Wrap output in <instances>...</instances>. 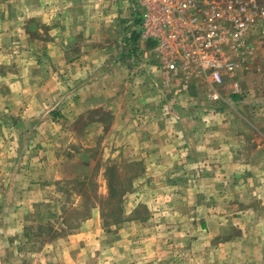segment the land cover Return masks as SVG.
I'll return each mask as SVG.
<instances>
[{
	"label": "crops",
	"instance_id": "1",
	"mask_svg": "<svg viewBox=\"0 0 264 264\" xmlns=\"http://www.w3.org/2000/svg\"><path fill=\"white\" fill-rule=\"evenodd\" d=\"M133 2L0 0V264L12 261L13 240L29 242V217L62 214L54 206L61 167L87 165L98 145L103 164L144 167L137 180L150 183L148 214L140 216L147 202L138 190L123 208L132 218L113 225L114 234L98 208L72 226L61 222L54 229L69 232L53 234L44 262L227 264L216 247L238 242L218 237L239 213L235 198H261L264 221V94L247 88L217 112L199 89L175 94L154 68L129 66L133 49L147 46ZM251 144L257 156L244 150ZM257 238L246 239V257Z\"/></svg>",
	"mask_w": 264,
	"mask_h": 264
},
{
	"label": "built area",
	"instance_id": "2",
	"mask_svg": "<svg viewBox=\"0 0 264 264\" xmlns=\"http://www.w3.org/2000/svg\"><path fill=\"white\" fill-rule=\"evenodd\" d=\"M134 2L139 38L149 45L140 50L142 62L159 72L165 83L176 85L175 94L199 89L204 100L224 102L232 98L223 93L228 86L232 95L241 92L242 73L255 57L253 38L258 33L264 40V2Z\"/></svg>",
	"mask_w": 264,
	"mask_h": 264
},
{
	"label": "rangeland",
	"instance_id": "3",
	"mask_svg": "<svg viewBox=\"0 0 264 264\" xmlns=\"http://www.w3.org/2000/svg\"><path fill=\"white\" fill-rule=\"evenodd\" d=\"M258 1L259 3L264 2V0ZM133 5L135 7L133 8L136 9L135 2H133ZM258 35L259 34L256 33L253 38L256 49L255 57L249 69H244V72L242 73L241 92L235 94L239 95V97L240 95H243L244 97L247 96L245 94L247 88L249 90L247 92L248 95L264 94V40H260ZM148 46L149 45H147V47ZM141 58L142 54L136 47L129 55V59L127 58L125 61L127 64L129 63L130 66L142 62ZM156 64H158V62H156ZM230 91L232 90H229L228 87L223 90V93L225 94V97H229L228 94H230V96H232L231 99H233L232 92ZM211 103L212 104H210L209 107L217 112H223L227 106V101ZM244 103L245 101L243 100L242 104L244 105ZM242 104L238 103L240 106ZM256 105L260 106L259 111L263 108L261 103H257ZM255 122H257V124L259 123L257 120H255ZM238 124L245 127L243 119L239 118ZM250 138H253V136H249L248 139ZM247 147L248 148L244 150L248 153L256 154L255 156L260 153V150L253 147V144L248 145ZM103 154L104 152L101 149V146L98 145L87 152V156L90 157V160H88V164L90 165H84L83 159V164L77 166L66 165L61 167L63 170L62 181L56 185L54 190L56 191V197L57 194H61L62 197L54 200V202H56L54 206L61 208L62 214L59 216L56 211H50L42 217H29V221L31 222L30 225L32 227L30 228L32 229V232H29L28 236L29 242L24 244L22 241L17 240L16 242V240H13L15 249L12 261L3 262V264H49V262L44 261H47L51 256H49V254H52L53 252V249H51L49 245L50 238L53 237L54 233L62 234L65 231L69 232V230L61 228V226L57 230H55L54 227L59 226L58 224L61 222L68 226H72L73 223H79L80 220H83L89 215L92 208H98L100 210L103 227L106 228V231L110 235L114 234L113 225L119 224L123 221L127 222V220L132 218L129 216L124 219L123 208L128 205L129 194L134 192L137 193L138 190L139 194H144V200L141 201L147 202L140 204V216H147L148 203H150V183L146 182L140 184L137 180L138 176L142 174L144 167L129 161V159H109L103 164ZM102 169L105 171L102 172ZM84 173L87 174V180L82 181L78 176ZM247 196L249 195L247 194ZM165 199V205L173 203L171 197H166ZM235 201L238 202L239 213L231 214L227 217V221L231 223V226L230 228L225 229L218 237L223 241L229 238H236L238 239V242L235 246L224 244L221 247H216V250L218 249L222 255L221 261L227 264H245L246 261H250L251 253H253V257L256 259L254 264H264V245L262 244L261 239L264 234L262 228L264 227V221L262 218L263 207L261 198H255L254 200L249 201V199H246L245 197H238V199L235 198ZM249 206H252L253 208H247ZM254 208L257 209L254 215L247 213L249 209ZM253 222L257 224L255 227H252ZM209 236L213 237L212 230L207 231V237ZM254 237H258L257 240H255L257 244L250 248L248 247V256L246 257L247 246L245 241L246 239H252ZM22 239L26 240V237ZM257 248L258 251L256 252ZM231 250L232 254H230Z\"/></svg>",
	"mask_w": 264,
	"mask_h": 264
},
{
	"label": "trees",
	"instance_id": "4",
	"mask_svg": "<svg viewBox=\"0 0 264 264\" xmlns=\"http://www.w3.org/2000/svg\"><path fill=\"white\" fill-rule=\"evenodd\" d=\"M235 98H237V97H235Z\"/></svg>",
	"mask_w": 264,
	"mask_h": 264
}]
</instances>
